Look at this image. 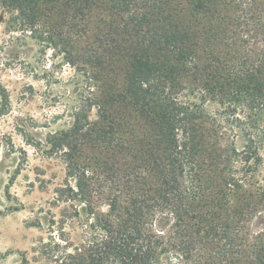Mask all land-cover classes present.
Instances as JSON below:
<instances>
[{
    "label": "trees",
    "instance_id": "trees-1",
    "mask_svg": "<svg viewBox=\"0 0 264 264\" xmlns=\"http://www.w3.org/2000/svg\"><path fill=\"white\" fill-rule=\"evenodd\" d=\"M0 5L63 46L86 79L52 149L65 160L66 200L83 204L96 241L61 264H174L170 253L177 264H264V226L251 229L264 219V129L240 126L238 111L264 113V0ZM195 93L237 124L207 126ZM236 129L242 149L213 140Z\"/></svg>",
    "mask_w": 264,
    "mask_h": 264
},
{
    "label": "rangeland",
    "instance_id": "rangeland-1",
    "mask_svg": "<svg viewBox=\"0 0 264 264\" xmlns=\"http://www.w3.org/2000/svg\"><path fill=\"white\" fill-rule=\"evenodd\" d=\"M44 37L0 5V264H61L68 253L96 241L94 220L83 204L66 200L65 160L52 149L54 134L70 127L73 106L87 95L86 79L64 58L63 46ZM190 98L200 104L213 130L219 122L229 129L237 124L218 103H203L200 93ZM238 111L248 122L240 126L264 129V113L249 117ZM234 139L242 149L245 140L238 129L225 139L213 137L217 142ZM246 169L254 172L256 166ZM260 169L264 174V166ZM155 226L165 230L167 224L160 220ZM263 226L259 216L251 229ZM177 255L167 254L164 261L177 264L182 261Z\"/></svg>",
    "mask_w": 264,
    "mask_h": 264
}]
</instances>
